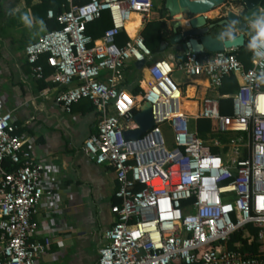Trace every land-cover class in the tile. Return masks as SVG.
I'll list each match as a JSON object with an SVG mask.
<instances>
[{"label": "built area", "instance_id": "2783aa9c", "mask_svg": "<svg viewBox=\"0 0 264 264\" xmlns=\"http://www.w3.org/2000/svg\"><path fill=\"white\" fill-rule=\"evenodd\" d=\"M153 3L65 0L62 12H46L58 27L23 49L37 78L43 76L39 61L45 57L52 83L62 88L58 106L69 113L73 104L87 99L97 113L84 149L95 164L111 168L117 182L112 225L103 235L97 264H264L261 255L227 248L230 237L251 223L259 227L257 239L264 240V58L250 51L251 64L245 68L235 54L238 48H229L156 60L146 67L150 83L143 87L141 81L142 91L134 95L124 86V70L128 63L146 65L152 59L140 32ZM103 13L110 25L94 38L87 27ZM132 14L140 16L133 38L125 26ZM245 23L247 31L232 30L252 39V23ZM120 33L128 38L123 44L115 42ZM174 71L188 78L205 76L212 90L228 76L237 78L234 93L204 98L193 115L214 121L215 134L225 135V142L216 136L208 144L190 130L191 117L172 97L176 92L182 98L170 80ZM220 99H230V115L220 113ZM143 103L151 106L154 126L126 140L123 132L138 128L134 115ZM163 126L171 133L169 147ZM26 141L15 132L11 114L1 113L0 264H38L49 244L30 240L38 230L32 221L37 205L42 199L52 205L56 195ZM5 160L11 170L4 168Z\"/></svg>", "mask_w": 264, "mask_h": 264}, {"label": "crops", "instance_id": "0c3cea01", "mask_svg": "<svg viewBox=\"0 0 264 264\" xmlns=\"http://www.w3.org/2000/svg\"><path fill=\"white\" fill-rule=\"evenodd\" d=\"M41 1L0 0V114H11L15 132L25 135L26 150L41 166L45 182L56 195L52 205L42 199L32 215L38 230L30 240L42 246L45 240L49 242L41 251L38 264H97L98 249L105 243L103 235L112 225L110 209L117 201L114 197L117 182L112 169L95 164L84 149L85 140L95 132L98 122L91 102L80 100L66 112L55 103L62 88L52 83V70L45 59L39 61L44 70L41 78L32 75L26 61L24 47L49 29L45 19H39L43 26L37 24L29 30L21 23L20 16L26 12L32 15L31 7ZM222 8L224 11L219 13ZM228 10L244 21L246 11L238 0H231L205 16L214 22L224 18ZM258 10L264 11V4ZM181 18L178 22L185 24L186 17ZM157 20L164 21L172 31L176 16L171 20L166 12ZM182 53L179 46L169 45L152 55L144 68L156 60H170ZM142 69L137 70L132 62L124 70V86L131 92L135 87L141 89V81H144L143 87L150 83L147 72ZM176 73H182L174 71L171 76L175 81L172 84L182 93L184 101L178 94L179 101L190 105L194 114L204 98L222 96L219 92L222 84L218 90H212L205 76L188 78L182 74L177 78ZM182 112L195 123L200 119L193 118L191 112Z\"/></svg>", "mask_w": 264, "mask_h": 264}, {"label": "water", "instance_id": "95a60500", "mask_svg": "<svg viewBox=\"0 0 264 264\" xmlns=\"http://www.w3.org/2000/svg\"><path fill=\"white\" fill-rule=\"evenodd\" d=\"M242 4L243 10L246 11L244 18L251 22L259 17L258 7L264 4V0H238ZM226 3V0H164V8L167 16L174 20L176 15L185 16V24L181 25L177 20L172 24L173 35L168 42L161 44V50L167 46H179L183 53H214L229 48L246 47L249 51V43L252 39H245L240 33L237 35L234 28H239L241 31L246 29L245 21L240 20V16L228 10L224 18L217 22H210L205 16ZM235 22V23H233ZM230 29V34L235 37V40L221 39L223 30ZM213 31H216L213 34ZM228 32V31H227ZM134 67L137 70L144 68V62H134ZM134 122L138 128L134 130H126L123 136L126 140L135 139L150 131L154 126V120L151 114V106L148 103H143L140 110L134 115Z\"/></svg>", "mask_w": 264, "mask_h": 264}, {"label": "trees", "instance_id": "16d2710c", "mask_svg": "<svg viewBox=\"0 0 264 264\" xmlns=\"http://www.w3.org/2000/svg\"><path fill=\"white\" fill-rule=\"evenodd\" d=\"M65 0H42L41 4L37 6L31 7L32 15L38 19H45L46 25L48 29H55L58 27V24L53 19L46 18V11L48 9H52L56 14L63 11L62 5ZM162 16L160 19L164 17L166 14V10L164 8V0L162 6ZM218 21V20H217ZM214 21V22H217ZM110 25L109 18L106 13H103L100 19L94 21L87 27V33L93 36L94 38L99 37L103 31L108 28ZM143 37L144 43L146 47L150 50L152 55L157 54L161 50V44L168 42L169 38L173 35V32L168 30L166 24L162 20H152L146 22L143 29L140 32ZM128 38L124 33H120L115 42L117 44H123L127 41ZM237 59L244 65L245 68L250 66L251 61V52L246 48H238L235 52ZM45 57H42L41 60H44ZM40 60V63H41ZM238 88L237 81L234 76H228L224 78L222 86L219 88L220 94H230ZM141 92L139 87H135L132 89V93L134 95H138ZM219 109L222 115H230L231 106L230 99H220L219 100ZM197 128L196 132L200 139L207 140L212 139L216 136L222 142H225V135H217L216 132V124L214 121L209 119L200 118L197 120ZM218 150L212 148V152L216 153ZM4 168L6 170H11V164L9 161L5 160ZM259 231V227L255 224L246 225L244 232L239 231L234 233L228 243L227 248L232 251H236L239 253H248L251 255H261L264 259V240H258L256 237L257 232ZM197 264H200L197 262Z\"/></svg>", "mask_w": 264, "mask_h": 264}, {"label": "clouds", "instance_id": "9594fccd", "mask_svg": "<svg viewBox=\"0 0 264 264\" xmlns=\"http://www.w3.org/2000/svg\"><path fill=\"white\" fill-rule=\"evenodd\" d=\"M20 21L25 28L31 30L37 24L43 26V21L32 16L30 13H22L20 16ZM235 23V22H233ZM252 28L255 31V36L249 43V48L253 50L256 56L264 58V16H260L252 21ZM227 36L229 41L235 40V37L230 34V32H225L222 34L221 39Z\"/></svg>", "mask_w": 264, "mask_h": 264}, {"label": "rangeland", "instance_id": "374dc122", "mask_svg": "<svg viewBox=\"0 0 264 264\" xmlns=\"http://www.w3.org/2000/svg\"><path fill=\"white\" fill-rule=\"evenodd\" d=\"M162 6H163V0H154L152 12L146 21L148 22V21L157 20L158 18H160V16H162L161 15L162 14V11H161ZM223 11H224V9L222 8L221 10H219V13H222ZM262 11L259 10V13L261 14ZM259 17H260V15H259ZM243 20L247 21L244 17H243ZM223 31L225 32V29ZM166 51L169 52L168 50H166ZM147 64H148V62L146 63V65ZM180 76H182V74H180V73L175 74V77H177V78ZM171 81L173 82V84L175 83V81L172 78H171ZM189 128L191 131H195L197 128V123H195L194 121H189ZM162 131H163V137H164L166 146L167 147L171 146L172 137H171V133H170L169 129L167 127L163 126ZM204 142H206L208 144L213 143V141L211 139L204 140Z\"/></svg>", "mask_w": 264, "mask_h": 264}, {"label": "bare ground", "instance_id": "6f19581e", "mask_svg": "<svg viewBox=\"0 0 264 264\" xmlns=\"http://www.w3.org/2000/svg\"><path fill=\"white\" fill-rule=\"evenodd\" d=\"M177 19H179L181 21L183 20L180 15H176V20ZM139 25H140V16L137 15V14H132L131 17H130V19H129V21L125 25L126 26V30H127L128 34H129V36L131 38H133L135 36L137 30L140 28ZM182 25H184V23ZM142 72H147V75H148L147 68H143L142 69ZM148 77H149V75H148ZM149 80H150V77H149ZM172 97L173 98H178V104H179L178 107H179V110L180 111L185 110L186 112H191L193 114L195 113V110L194 111H191V106L190 105H188L187 103H181L179 101V96H178V94L176 95V92L173 93V96ZM180 99H182V98L180 97Z\"/></svg>", "mask_w": 264, "mask_h": 264}]
</instances>
